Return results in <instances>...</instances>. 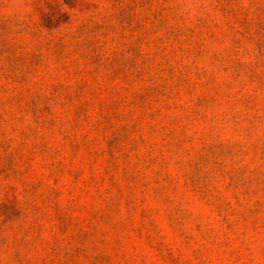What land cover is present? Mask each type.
<instances>
[{"label":"rangeland","instance_id":"rangeland-1","mask_svg":"<svg viewBox=\"0 0 264 264\" xmlns=\"http://www.w3.org/2000/svg\"><path fill=\"white\" fill-rule=\"evenodd\" d=\"M0 264H264V0H0Z\"/></svg>","mask_w":264,"mask_h":264}]
</instances>
